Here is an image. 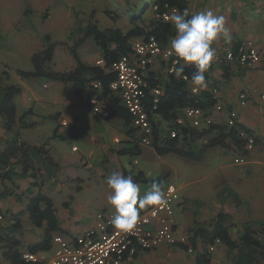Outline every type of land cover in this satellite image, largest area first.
<instances>
[{
  "label": "rangeland",
  "instance_id": "obj_1",
  "mask_svg": "<svg viewBox=\"0 0 264 264\" xmlns=\"http://www.w3.org/2000/svg\"><path fill=\"white\" fill-rule=\"evenodd\" d=\"M138 2L139 0H0V83L21 88V94L14 99L17 116L30 108L24 121L32 124L19 129L20 139L35 145L46 143L53 159L61 165L64 157L79 158L73 169L68 168L67 172L82 179L83 191L70 194L63 188L54 194L53 199L58 209L61 208L59 203L66 199L71 201L72 206L81 202L88 203L79 222L82 227L88 226L96 213L104 209L94 203L98 198L97 182L100 179L95 174L100 166L98 153L101 149L75 135L65 140L53 137L57 125L53 117L58 113L67 118H70L71 113L77 114L80 124L76 128H82L89 134L92 130L101 131L106 140L110 137L103 131L108 124L75 96L71 83L52 81L45 77L25 79L18 71L33 70L31 57L43 48L45 35L49 36L52 43H57L53 58L46 66L60 72L72 70L75 60L69 48L81 36L76 33L75 28L95 22L101 29L112 27L126 32L131 27V11ZM107 11L109 15L106 14ZM152 16L150 11L145 13L147 20ZM77 53L82 62L90 65H96L102 55L100 48L91 39L78 46ZM94 119L97 121L94 122ZM8 136L9 133L2 129L0 121V147ZM206 138L197 141L196 145L204 144ZM72 144L78 147V151H71ZM143 146L149 148H144L134 158L129 155L120 158L134 174L142 171L149 179L166 174L168 178L164 183L171 182L178 188L181 203L175 206L174 211L175 221L179 225L177 236L182 235L179 230L191 233L190 229L196 224L209 227L219 212L226 214L224 225L233 239L238 237L244 222L264 219L263 139L255 140L253 148L244 154L232 150L230 146H218L206 149L196 159L173 153L158 155L151 146ZM89 153L92 155L88 156ZM239 157H243L244 162L236 163L235 158ZM134 160L136 163H133ZM106 167H110V174L114 171L115 163L107 164ZM137 184L141 188V195L150 190L152 185L144 182ZM74 185L77 183L74 182ZM7 187L9 186L5 182H0L1 190ZM48 190L52 192L50 188ZM107 208L114 210L110 205ZM9 221L10 217L3 216L0 227L9 225ZM23 223L24 228L32 225L28 218H23ZM200 246L202 248V244ZM54 248L52 244L50 251L46 253L47 257L53 256ZM177 252L185 256L182 251ZM225 252V246L218 243L211 255L216 259L225 255Z\"/></svg>",
  "mask_w": 264,
  "mask_h": 264
},
{
  "label": "trees",
  "instance_id": "obj_2",
  "mask_svg": "<svg viewBox=\"0 0 264 264\" xmlns=\"http://www.w3.org/2000/svg\"><path fill=\"white\" fill-rule=\"evenodd\" d=\"M154 7L155 9H153ZM170 8H174L181 13L185 10L188 11V1L139 0L131 11V27L126 32L112 27L101 29L95 22H88L84 26L78 25L75 31L81 36L69 48L76 64L72 70L67 72L55 71L46 66L53 58L57 43H52L49 36L45 35L43 37V48L31 57L33 70H19L18 74L25 79L45 77L52 81L71 83L73 92L76 95L84 92L88 97L97 95L99 99L107 100V98H110V114H121L124 124L129 126L132 116L124 107L122 101L110 90L109 85L115 76L114 73L108 71V68L122 55L131 53L130 41L134 38L154 36L161 46H166L175 35V28L170 21H163L159 16ZM149 11L153 16L147 20L145 13ZM106 14L109 15V12L107 11ZM89 39L100 48L104 61L103 67L84 63L79 58L77 47ZM162 63L166 68L165 62L162 61ZM195 70L194 66L186 65L184 72L179 77L175 73L171 74L167 71L165 76L160 77H157L156 73L150 72V85L160 86L163 90V94L156 103V109H151V97H148L146 101L153 127L151 146L158 155L173 153L192 159L198 158L208 148L228 147L230 144L234 145L242 154L246 153L244 141L238 133V129L241 128L238 123L233 126L211 123L202 129L188 125L179 126L175 123L185 107H197L209 112L216 104V98H214L212 92L210 94L207 91H202L197 94L191 91L188 82H190L191 75ZM212 71L213 64L209 71L205 73V77L207 85L214 89L216 81L211 76ZM183 76H186L187 79H183ZM19 94H21L19 86L12 84L4 86L0 83L1 126L5 132L9 133V136L2 141L0 147V180L4 183L31 177L34 181L31 183L30 189L27 190V192H31L32 187L35 186L40 189L45 179L55 177L60 169V164L53 159L50 148L46 143L35 145L20 139L19 129L27 128L32 123L24 121L30 109L17 116L14 99ZM86 105L89 107L87 103ZM154 115H159L162 120L169 122V128L162 130L159 122L154 120ZM131 128L135 130L134 127ZM170 129L177 130L175 137H170ZM245 132L253 136L248 130H245ZM53 137H57L55 130ZM205 137H207L206 142L201 146H197L196 142ZM134 148H137V145ZM133 149H122L118 153L135 154ZM42 171L43 173H41ZM123 174L127 176L130 173L123 171ZM132 176L136 183L152 184L153 182H160L163 185L167 179V175L149 179L142 172ZM11 194V191L9 192L8 189L4 188L0 191V199H4ZM232 195L236 198L235 194ZM24 211L28 213L29 220L35 227H44L41 241L30 246L28 251L35 253L48 250L51 246L52 233H62L51 199L39 190L28 199ZM24 211L11 215V223L6 227H0L2 256L10 264H43L40 261H26L22 257V252L18 250L19 241L15 237V233L21 227L20 217ZM225 215L223 212H219L215 216L213 224L209 227L196 224L190 229L192 237L189 239V245H191L193 252L195 251L193 263L213 264L212 255L207 248L218 240L226 248L225 260L220 264H264V219L244 222L241 225L238 237L233 239L228 228L224 225ZM197 241L202 244L201 250L197 249ZM179 248L187 251V246L184 244H180Z\"/></svg>",
  "mask_w": 264,
  "mask_h": 264
},
{
  "label": "crops",
  "instance_id": "obj_3",
  "mask_svg": "<svg viewBox=\"0 0 264 264\" xmlns=\"http://www.w3.org/2000/svg\"><path fill=\"white\" fill-rule=\"evenodd\" d=\"M187 1L188 12L190 15L200 11H211L214 15L224 16L227 22L226 26L231 30L232 35L230 43H225L223 39H220L214 44V47L217 49V59L213 63L211 76L216 81V86L214 88L216 104L221 105L222 108L220 111H217L214 108L209 111L212 121L211 123L225 125L229 117V112L232 111L234 113L235 123H238L241 126V128L238 129V133L240 131L248 130L249 133L253 135L255 140H264V64H259L251 68H243L235 62L225 61L222 57V53L226 48L235 47L244 41H251L258 46L264 45V0ZM142 39H144V37L132 39L130 41L131 45L135 42L141 41ZM96 65L101 67L104 66L102 55L101 58L98 59ZM151 71L156 73L158 75L157 77L165 76V74H167L166 68H164L162 61L159 59H156L150 65L149 74ZM188 86L191 90L193 89L190 82H188ZM203 91H207L211 94L212 88L208 85ZM200 92L202 91L197 90V94ZM242 92L246 94L245 105H241L239 102V94ZM75 96L86 105V102L83 99V94H75ZM107 100L109 101L110 98H107ZM102 119L108 124V127H105V130L103 131L110 137L107 140L104 136H102L101 131L96 132L95 130H92L89 134L82 128H80V130L79 128H76L80 124V118L77 114L72 113L70 114V118H67L61 113L56 114L55 121L57 122V125L54 130L56 136L63 140L75 135L76 137H81L82 139L89 141L90 144L97 145V147L101 149L98 153L100 157V166L97 167L98 173L95 174V176L100 179V181L97 182L98 198L94 201V203L99 205L100 208H104L102 210L114 213V210L107 208L109 207L107 196L110 190L107 188L104 178L107 177L106 175L109 173L108 171L110 167L107 168L106 165L115 163V167L113 168L114 171L118 170L122 173L125 171L131 175H136L132 170H128L120 157L123 155H129L134 158L135 156L141 154L144 148L149 147H145L140 143L139 138L142 135L137 129L133 130L131 128L132 119L129 126L124 124L123 116L118 113L112 115L109 114L108 117ZM154 120L159 122L162 130H167L169 128V122L162 120L159 115H154ZM96 121L97 119H94V122ZM135 145H137V148H134ZM230 147L232 150L239 152L234 145L230 144ZM122 149H133L135 154H119L118 151ZM71 151H78V147L72 144ZM91 155L92 153L88 154V156ZM62 159H64V162L62 165L60 164V169L56 176L45 179L40 189L34 186L31 188V192H27V190L31 187V183L34 181L31 177L15 179L12 182H5L6 186L8 185L11 187H7L6 189H8L9 192L11 191L12 194L4 199H0V215H2V219L3 216L11 218V215L24 211L28 199L40 190V192L50 198L53 203L55 214L59 221L60 232H62L61 234L73 236L75 234H82L89 229L94 224V220L86 227L80 226L79 223L81 216H83V213L88 206V203L86 204L85 202H81V204L72 206L71 201L66 199L59 203L61 208L58 209L57 204L53 199L54 194H57L63 188H66L70 194H73V192L81 193L83 191V184H81L82 179L73 175V173L69 174L67 172L68 168L69 170L73 169V165L75 166L77 164L79 158L64 157ZM133 163H136V160H134ZM41 173H43V171ZM142 173L145 176V173ZM74 182L77 183L76 186L74 185ZM49 188L52 192L48 190ZM0 191L2 190L0 189ZM23 218L29 219V215L26 211H24L21 215V227L15 233V237L19 241L18 250L22 253L28 251L30 246L40 242L44 232V227L37 228L33 224L24 228ZM10 223L11 219L8 224ZM178 227L179 225L177 223V229ZM179 231L182 235H187L189 239H191L192 234L187 232V230L186 232H182L181 230ZM56 233L57 232H53L52 234L54 235ZM200 244L201 242L197 241L198 250H201ZM179 245L180 244L177 246L160 245L152 251L141 252L128 264H194L193 259L195 251L189 253L180 249ZM48 251H50V248L48 250L35 252L38 260L43 264H50L52 257L50 258L46 256ZM177 251H182L185 256ZM2 252L3 249L0 244V264H10L8 260L3 258ZM224 260L225 255H222L216 259L213 258L212 263L220 264Z\"/></svg>",
  "mask_w": 264,
  "mask_h": 264
},
{
  "label": "built area",
  "instance_id": "obj_4",
  "mask_svg": "<svg viewBox=\"0 0 264 264\" xmlns=\"http://www.w3.org/2000/svg\"><path fill=\"white\" fill-rule=\"evenodd\" d=\"M155 8V7H154ZM174 8L162 13L159 17L169 21L166 16ZM169 42L161 46L154 36H148L131 45V53L122 55L112 63L108 71L114 73V79L109 88L118 97L124 107L132 116V127L141 132L139 141L142 145L151 146L152 120L146 107L148 97H151V109H156V103L163 94L160 86H151L149 82L150 65L159 59L166 64L167 73L174 74L171 69L179 67L183 61L177 63L178 58L169 54ZM222 57L227 62H235L240 67L251 68L264 64V45H256L251 41H244L235 47L226 48ZM183 79H187L183 76ZM193 93L197 91L191 90ZM214 96V89H212ZM83 94L84 101L99 117L106 118L110 114V103L99 99L97 95L88 97ZM215 98V96H214ZM241 105L246 104V94H239ZM215 110L220 111L221 105L215 104ZM175 123L179 126L202 129L211 124L209 112L197 107L182 109ZM226 125H235L234 113L229 112ZM170 137L177 135L176 129H170ZM244 141V149L250 151L254 146V138L245 131L239 132ZM236 163L244 162L243 157L235 158ZM167 204L165 206H148L140 211V220L131 232H122L114 228L111 223L113 212L100 210L96 213L94 224L79 235L68 236L56 233L52 236L54 254L50 264H128L135 256L144 251H152L160 245L177 246L184 244L187 252H193L189 245L187 235H176L177 222L175 221V206L180 202L178 188L171 182L163 184ZM2 215H0V220ZM209 245L208 252H213L216 244ZM26 261H39L35 253L26 251L22 253Z\"/></svg>",
  "mask_w": 264,
  "mask_h": 264
},
{
  "label": "clouds",
  "instance_id": "obj_5",
  "mask_svg": "<svg viewBox=\"0 0 264 264\" xmlns=\"http://www.w3.org/2000/svg\"><path fill=\"white\" fill-rule=\"evenodd\" d=\"M166 19L175 28V35L169 41V54L183 61L179 67L171 69L176 76H181L186 65L195 67L190 83L193 91L207 88L205 73L209 71L217 59L215 42L223 39L225 43L232 40L231 30L226 26V18L214 15L211 11H200L189 15V12L173 10ZM110 190L108 204L114 209L111 223L115 229L131 232L140 220V211L148 206H165L166 194L160 182H153L151 189L141 195L139 184L131 174L124 175L121 171H112L105 178Z\"/></svg>",
  "mask_w": 264,
  "mask_h": 264
}]
</instances>
